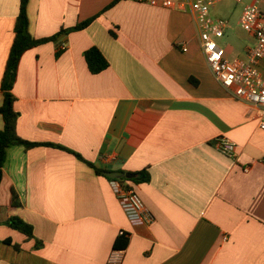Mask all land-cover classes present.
<instances>
[{
    "label": "crops",
    "instance_id": "1",
    "mask_svg": "<svg viewBox=\"0 0 264 264\" xmlns=\"http://www.w3.org/2000/svg\"><path fill=\"white\" fill-rule=\"evenodd\" d=\"M113 1L29 0L35 39L97 18L23 55L13 87L17 133L70 149L94 167L56 147L9 150L0 186V264H264L257 109L215 79L190 9L122 0L105 11ZM20 6L0 0V106ZM212 14L225 19L226 12L217 4ZM248 35L232 58L246 57L255 43ZM92 47L109 62L97 75L84 57ZM259 68L264 75V60ZM218 137L237 144L235 159L216 149ZM104 172L149 175L125 182L152 212V224L125 214ZM13 216L33 226L34 238L8 226ZM124 238L128 245L115 248Z\"/></svg>",
    "mask_w": 264,
    "mask_h": 264
},
{
    "label": "built area",
    "instance_id": "2",
    "mask_svg": "<svg viewBox=\"0 0 264 264\" xmlns=\"http://www.w3.org/2000/svg\"><path fill=\"white\" fill-rule=\"evenodd\" d=\"M145 1L154 7H179L191 10L199 30L202 52L213 76L231 97L257 109L259 127L264 131V75L259 68L260 62L264 60V9H262L264 0H253L252 4L245 7L240 25L254 37L255 43L246 57H238L232 61L227 58L226 49L218 42L225 37L229 22L212 14L215 6L223 0H181L179 4L174 0ZM183 50L187 51L186 48ZM214 144L225 157L230 159L237 157V144L230 139L218 137ZM110 184L128 217L138 219L147 225L154 222L152 212L138 193L128 187L125 180L110 179ZM120 235L129 237L125 231H121Z\"/></svg>",
    "mask_w": 264,
    "mask_h": 264
},
{
    "label": "trees",
    "instance_id": "3",
    "mask_svg": "<svg viewBox=\"0 0 264 264\" xmlns=\"http://www.w3.org/2000/svg\"><path fill=\"white\" fill-rule=\"evenodd\" d=\"M122 0H114L106 9H110L111 7L115 6ZM29 0H21L20 12L17 17L16 26H15V41L12 46L6 71L2 81V92L4 94V101L3 104L0 106V115L3 117L4 120V128L0 130V186L3 181V169L7 162L8 152L12 147H22L25 150H29L38 146H50L56 147L62 150H65L73 155H75L80 160L86 162L89 166L94 167L93 164L87 162L83 157L74 151L67 149L62 146L54 145V144H40V143H33L27 140L22 139L17 133V123L19 119V112L15 109V102L16 97L13 93V87L17 80L18 71H19V64L23 55L40 45L47 44L50 42H55L59 36L61 35H68L72 32H77L86 29L91 25V23L97 18L93 17L86 21L78 23L76 26L68 29H62L58 35L49 38L43 39H35L29 32V17L27 13ZM65 48V47H64ZM60 55V52H57V56ZM84 57L86 59L88 68L90 72L94 75L100 74L101 72L105 71L109 68V62L103 55V53L96 47H92L85 51ZM99 174H103V171L97 170ZM136 179H123L126 181H134L135 183L140 181H149V175L145 172H141ZM110 180V179H109ZM13 205L17 206V197L13 198ZM8 226L12 229L21 232L22 234L26 235L29 238H34V228L32 225L26 223L20 217L13 216L11 217L8 222ZM3 243L12 244L10 239L4 240ZM128 245V239H120L118 240L114 247L115 248H125ZM16 249H19L18 246H14Z\"/></svg>",
    "mask_w": 264,
    "mask_h": 264
},
{
    "label": "rangeland",
    "instance_id": "4",
    "mask_svg": "<svg viewBox=\"0 0 264 264\" xmlns=\"http://www.w3.org/2000/svg\"><path fill=\"white\" fill-rule=\"evenodd\" d=\"M251 0H244L238 3L233 0H223L218 4V8L226 12L223 17L229 22L230 28L226 32L224 38L218 40L219 44L227 51V58L232 61L236 54L234 48L238 43L246 44L249 42L248 33L244 31L240 25V18L244 11V7ZM217 18V15L213 14ZM219 17V16H218ZM232 52V53H231Z\"/></svg>",
    "mask_w": 264,
    "mask_h": 264
},
{
    "label": "water",
    "instance_id": "5",
    "mask_svg": "<svg viewBox=\"0 0 264 264\" xmlns=\"http://www.w3.org/2000/svg\"><path fill=\"white\" fill-rule=\"evenodd\" d=\"M104 175L108 178V179H134L136 176L134 174H130V173H122V172H104Z\"/></svg>",
    "mask_w": 264,
    "mask_h": 264
}]
</instances>
